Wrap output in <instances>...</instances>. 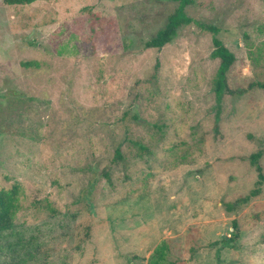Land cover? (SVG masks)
I'll return each mask as SVG.
<instances>
[{"label": "rangeland", "instance_id": "obj_1", "mask_svg": "<svg viewBox=\"0 0 264 264\" xmlns=\"http://www.w3.org/2000/svg\"><path fill=\"white\" fill-rule=\"evenodd\" d=\"M190 1L236 56L219 116L212 33L146 47L179 1L0 0V264H264V0Z\"/></svg>", "mask_w": 264, "mask_h": 264}, {"label": "trees", "instance_id": "obj_2", "mask_svg": "<svg viewBox=\"0 0 264 264\" xmlns=\"http://www.w3.org/2000/svg\"><path fill=\"white\" fill-rule=\"evenodd\" d=\"M39 1L48 0H4L7 5H30ZM161 1V0H158ZM180 5L176 12L170 17L166 27L159 31L158 34L146 43L147 48L162 49L167 44H170L178 35V30L182 26H188L190 24H195L199 26L203 31L210 32L213 35L214 51L212 52L213 59L220 60V66L218 68L217 77L214 82V92L216 95L218 116L221 112V106L223 102L224 95L227 89V74L236 62V56L231 52L223 42L217 37L219 34V29L215 26H209L203 24L199 21L185 14L186 6L191 2L190 0H177ZM22 66L25 68L38 67L37 62H24ZM158 66V65H157ZM157 68V67H156ZM255 86L264 89V84L257 83ZM254 87V86H252ZM117 158H121V151L117 150ZM264 156V151H259L252 154L250 157L251 164L258 171L259 182L261 185L264 182L263 167L260 164L262 157ZM258 190L252 192L250 197L240 199L241 203H247L251 197L257 195ZM19 187L15 186L12 190L3 191L0 193V232L12 228L14 225L15 215L19 209L18 204ZM239 202V201H237ZM227 212L231 213L237 209L236 203H226ZM234 227L237 228V223L234 222ZM170 253V248L166 242L160 244L153 254L151 255L150 264H166L167 255Z\"/></svg>", "mask_w": 264, "mask_h": 264}]
</instances>
